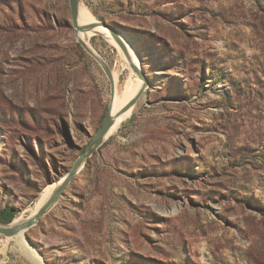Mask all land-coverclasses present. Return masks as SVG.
Masks as SVG:
<instances>
[{"label":"rangeland","instance_id":"1","mask_svg":"<svg viewBox=\"0 0 264 264\" xmlns=\"http://www.w3.org/2000/svg\"><path fill=\"white\" fill-rule=\"evenodd\" d=\"M79 5L132 41L148 85L28 245L44 264H264V0ZM86 43L116 93L138 77L107 36ZM110 101L69 0H0V210L12 221L52 192ZM0 264L35 263L0 234Z\"/></svg>","mask_w":264,"mask_h":264},{"label":"water","instance_id":"2","mask_svg":"<svg viewBox=\"0 0 264 264\" xmlns=\"http://www.w3.org/2000/svg\"><path fill=\"white\" fill-rule=\"evenodd\" d=\"M69 6H70L72 25H73L74 32L76 34V39L78 43H80L82 47L86 49L98 61V63H100V65L104 68L106 74L108 75L111 81V100H112V96L115 92V86H114L113 76L111 74V71L108 65L88 46L87 43H85L84 41L80 40L77 37L78 32L88 31L95 26L78 25L77 17H78L79 0H69ZM100 24L109 28L110 33L113 39L115 40V42L118 44L119 47H121V49H123V51L127 52L128 49H127L126 44L123 42V40L118 35L120 30L106 23L105 21H100ZM131 68L133 69V72H135L136 75L141 80H143V85L141 89L139 90V92L137 93V95L132 100H130L129 103L122 110H126L129 107H131L133 104H135L138 98L140 97V95L143 93V90L145 89V87L148 85V82L142 70L137 68L134 64H131ZM110 105H111V101H110ZM110 105H109V108L106 114L104 115L102 123L100 127L98 128L97 132L92 137V139L89 141V143L86 145L82 153L73 162V164L68 169L66 174L62 177V181L59 183V185H57L53 189L51 195L46 200V202L43 204V206L34 215L28 216L25 219L15 224H12V221H10L9 223L0 222V234L10 237L21 231L25 232L26 230L30 229L32 226L36 225L39 222L40 218L44 214H46L51 209V207L58 201V199L62 195L66 186L71 182L75 174L80 170V168L86 162L88 157H90L93 154V152L96 151L100 147V145L104 142V140L107 138V132L112 126V124L114 123L115 117H117L115 116V114L114 115L111 114Z\"/></svg>","mask_w":264,"mask_h":264},{"label":"bare ground","instance_id":"3","mask_svg":"<svg viewBox=\"0 0 264 264\" xmlns=\"http://www.w3.org/2000/svg\"><path fill=\"white\" fill-rule=\"evenodd\" d=\"M77 23H78V25H81V26H95L88 31L77 33V37L80 40L84 41L85 43H86L87 38L89 36L96 34V33L107 36L111 41L116 43L115 40L113 39L111 33H110L109 28L101 25L100 21L96 20L95 17L90 13L88 8L83 6V5H79V7H78ZM99 32H102V33H99ZM120 33H123V32L119 31L118 35L123 40V42L126 44L127 49H128L126 52V51H123V49H121V47H120V49L122 50V52L124 54L126 62H128L130 68H131V64H134L137 68L141 69L137 49L134 47L132 41L129 38H123ZM130 70L133 71L132 68ZM136 77H137V75H136ZM142 85H143V80H141L139 77H137L135 80H132V79L127 80L125 85H124V88H123V90H121V92H119V93L114 92V94L112 96V100H111L110 111H111V114H113V115L115 114V116H117V117H115L114 123L112 124V126L108 130L107 136L114 133L118 129L119 125L123 121H125L127 119V117L131 114L134 104L126 110H122V109H124V107L129 103V101L132 100L137 95V93L141 89ZM61 181H62V179L55 184L54 188L57 185H59V183ZM51 193L45 192L43 194V196L39 200L37 207L31 211V216L34 215L43 206V204L49 198ZM20 219H21V217L16 218L14 221H12V224L19 222ZM9 238L35 264H44L42 262L40 256L37 254V252H35L28 245V243L24 237V231L23 232L21 231V232L15 234L13 236H10Z\"/></svg>","mask_w":264,"mask_h":264},{"label":"trees","instance_id":"4","mask_svg":"<svg viewBox=\"0 0 264 264\" xmlns=\"http://www.w3.org/2000/svg\"><path fill=\"white\" fill-rule=\"evenodd\" d=\"M15 214L16 211L11 207L3 208L2 210H0V222L9 223L10 221H12Z\"/></svg>","mask_w":264,"mask_h":264}]
</instances>
